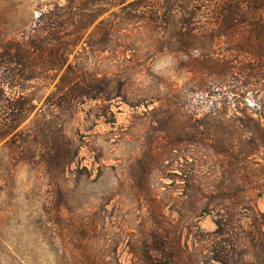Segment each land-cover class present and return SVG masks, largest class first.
<instances>
[{
  "label": "trees",
  "instance_id": "trees-1",
  "mask_svg": "<svg viewBox=\"0 0 264 264\" xmlns=\"http://www.w3.org/2000/svg\"><path fill=\"white\" fill-rule=\"evenodd\" d=\"M128 1L96 25L91 43L123 40L132 50L172 53L184 84L165 87L170 98L153 109L144 155L111 166L108 194L82 202L70 176L92 171L79 164L81 146L65 125L86 99L124 94L114 77L68 65V54L100 15ZM56 80L38 120L15 133L35 109L33 91ZM10 135L13 165L45 180L39 223L66 237L60 264H122V246L131 264H264V0H55L29 31L0 36V140ZM116 197L130 200L135 232H112L108 206ZM206 215L216 225L211 233L200 227Z\"/></svg>",
  "mask_w": 264,
  "mask_h": 264
},
{
  "label": "rangeland",
  "instance_id": "rangeland-1",
  "mask_svg": "<svg viewBox=\"0 0 264 264\" xmlns=\"http://www.w3.org/2000/svg\"><path fill=\"white\" fill-rule=\"evenodd\" d=\"M54 1L0 0V36L13 38L29 31L40 16V10L49 8ZM130 2L100 15L85 30L81 39L70 48L68 54V65L100 78L114 77L115 84L122 86L124 94L122 98L112 102L86 99L77 106L72 118L65 125L66 136L81 146L79 164L92 171L89 177L83 172L81 179L70 176V185L74 189L78 188L79 183L82 186V202L92 203L94 198L103 194L102 192L108 194L114 184L109 170L111 166H126L137 154L144 155L145 146L153 139L149 129L155 119L153 109L159 108L162 103L164 105L170 98L164 90L165 87L173 82L180 86L184 84L183 77L176 73L172 53L155 55L141 44L132 50L130 48L134 47L133 44H125L123 40H118V43L109 48L106 44L97 46L91 43L89 37L96 25L110 13H120ZM131 28L129 26V29ZM139 51L143 56L136 61L134 55ZM57 82L58 80L48 88L33 91L35 109L15 133L34 125L40 117L46 98L54 91ZM185 95L186 93L182 92L177 100L183 102ZM194 101H199L197 95ZM248 101L253 104L252 100ZM198 110L201 112L204 109ZM12 136L0 140V264H60L57 254L65 252L63 241L66 237H58V230L55 235L57 238L51 236L50 231L45 230L39 223V195L41 190H45V180L41 176V179L37 180L34 172L20 163L13 165L14 152L12 154L6 146ZM189 160L192 161V158ZM168 163L167 160L165 165ZM100 165L107 168L103 170L100 185L94 186L92 182L96 179ZM75 168V165L72 166V169ZM169 172L168 170L164 173L168 175ZM162 182L171 181L165 179ZM153 184L158 188L160 180L156 178ZM119 199L116 197L108 206L111 230L119 231V227H122L128 234L135 232L133 228L138 219L135 214H128L132 207L131 202H119ZM258 207L264 212V198L258 200ZM54 226L58 228L56 224ZM200 227L207 233L215 231L213 217L206 215L201 220ZM120 252L122 264H131L132 257L128 249L122 246Z\"/></svg>",
  "mask_w": 264,
  "mask_h": 264
}]
</instances>
